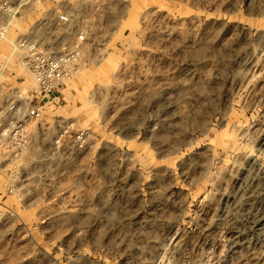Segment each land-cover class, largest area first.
<instances>
[{
  "label": "rangeland",
  "instance_id": "1",
  "mask_svg": "<svg viewBox=\"0 0 264 264\" xmlns=\"http://www.w3.org/2000/svg\"><path fill=\"white\" fill-rule=\"evenodd\" d=\"M12 4V41L89 39L39 117L0 43V264H264V0Z\"/></svg>",
  "mask_w": 264,
  "mask_h": 264
},
{
  "label": "built area",
  "instance_id": "2",
  "mask_svg": "<svg viewBox=\"0 0 264 264\" xmlns=\"http://www.w3.org/2000/svg\"><path fill=\"white\" fill-rule=\"evenodd\" d=\"M3 14L7 15V19L1 17ZM17 14L12 0H0V43L3 41L10 43L15 52L21 55L19 63L31 77L32 84L20 95L25 101L28 100L27 102H35L36 106L30 110L28 106L22 105L16 112L23 116L39 117L43 109L60 106L64 102V92L86 64L85 48L89 32L71 13L60 11L55 23L61 31L45 32L46 35L40 36L36 27L31 38L21 36L12 41L8 38V31ZM66 29H70V34L74 35L68 45L63 44V47H59L58 43L55 45L49 41L48 35L60 40L61 35L68 32ZM24 125L23 119L16 120L12 123V128L18 133L23 130Z\"/></svg>",
  "mask_w": 264,
  "mask_h": 264
},
{
  "label": "crops",
  "instance_id": "3",
  "mask_svg": "<svg viewBox=\"0 0 264 264\" xmlns=\"http://www.w3.org/2000/svg\"><path fill=\"white\" fill-rule=\"evenodd\" d=\"M35 30V27L33 26V28L31 29V36H32V33H33V31ZM36 31V30H35ZM36 33V32H35ZM38 35H40L39 33H38ZM42 35V34H41Z\"/></svg>",
  "mask_w": 264,
  "mask_h": 264
}]
</instances>
